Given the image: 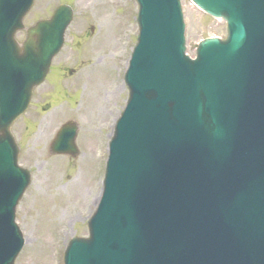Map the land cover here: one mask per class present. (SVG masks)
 <instances>
[{"label": "water", "instance_id": "water-1", "mask_svg": "<svg viewBox=\"0 0 264 264\" xmlns=\"http://www.w3.org/2000/svg\"><path fill=\"white\" fill-rule=\"evenodd\" d=\"M130 98L109 144L89 239L65 264H264V0H192L228 23L185 55L180 0H136ZM35 0H0V264L24 245L16 208L31 183L13 124L64 45L73 11L26 28ZM26 31L22 44L16 40ZM69 122L54 155L77 157Z\"/></svg>", "mask_w": 264, "mask_h": 264}, {"label": "rangeland", "instance_id": "rangeland-1", "mask_svg": "<svg viewBox=\"0 0 264 264\" xmlns=\"http://www.w3.org/2000/svg\"><path fill=\"white\" fill-rule=\"evenodd\" d=\"M61 4L75 13L65 46L45 83L34 91L28 112L13 127L19 163L33 176L17 209L26 244L16 264H64L69 240L88 237L109 138L129 96L123 77L138 34L135 0H36L25 26L49 18ZM182 9L191 57L202 40L226 38L224 21L189 0H182ZM24 39L25 32L17 35L19 42ZM69 121L80 127V155L51 156L52 141Z\"/></svg>", "mask_w": 264, "mask_h": 264}]
</instances>
